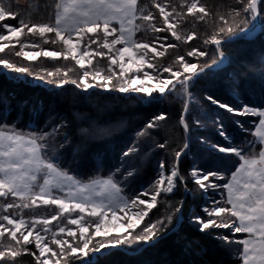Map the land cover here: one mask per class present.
I'll use <instances>...</instances> for the list:
<instances>
[{
    "label": "snow or ice",
    "instance_id": "snow-or-ice-1",
    "mask_svg": "<svg viewBox=\"0 0 264 264\" xmlns=\"http://www.w3.org/2000/svg\"><path fill=\"white\" fill-rule=\"evenodd\" d=\"M237 4L239 8L233 9L236 16L243 13L255 18L264 11V0H237ZM208 15L200 0H178L177 4L172 0H151L150 8L141 6L140 0H59L47 20L34 21L14 10L10 0H0V53L4 54L0 55V71L24 74L56 88L72 85L85 92L96 88L143 94L149 102L164 100L166 94L176 93L178 86L187 93L189 83L199 75L198 65L184 55H178L173 63L167 65L153 62L155 57H163L169 49H177L179 45L176 42L196 39L195 32L184 34L178 25L189 17L204 21ZM9 20L16 23H8ZM219 20L221 26L218 31L203 40L205 47L213 45L220 49L222 37L233 33L234 29L225 16L221 15ZM137 33L141 34L139 38ZM159 33L169 35L148 39L149 34ZM34 37L43 44L60 47L46 50L40 42L32 39ZM170 38L176 42L168 43ZM157 41L163 51L158 50ZM26 48L30 50L25 51ZM218 54L223 58V51ZM10 55L27 61L62 57L64 61H74L81 71L79 78L69 76L73 68L34 73L30 66L12 61ZM186 55L206 57L209 52L193 46ZM96 57L107 58L110 74L101 75L100 69L92 68ZM145 68L153 71L150 73ZM129 73L133 75L129 76ZM165 73L167 77L161 78ZM150 81L157 83L152 86L148 83ZM239 87L237 84L236 88ZM206 100L230 116L256 119L249 121L250 127L238 119L233 121L245 134L237 144L228 134L219 113L216 114L217 118L212 122L216 125V134L225 143L210 144L201 139L214 157L208 160V165H216L218 159L233 156L239 163L227 175L215 166L197 167L198 162L193 164L188 172L191 183L205 194L217 191L220 198H212L202 204L199 213L189 217V222L202 233L229 229L233 236L217 234L214 238L224 244L242 245V264H264V104L257 106L240 101L232 104L212 95H208ZM188 113L189 106L185 103L179 122L186 136ZM167 119L166 113L156 114L138 134L146 135L148 130ZM62 127L65 124H58L52 131ZM47 136V132L25 133L9 129L7 125L0 128V264H20L19 258L25 255L31 257V264H73L76 253L88 249L90 244L92 253L103 256L117 249L138 251L137 245L155 246L163 239L169 231L172 215L149 219L146 223L145 218L157 208L158 197L172 194L177 189V182L186 186L180 163L181 157L189 153L188 142L174 152V160L167 166L163 159L158 162L157 178L151 185L128 197L119 195L121 188L111 178L103 182H83L69 175L60 167L55 153L47 151ZM257 143L258 152L255 151ZM158 147L165 148L166 143ZM134 151V147H128L121 155L128 157ZM100 183L106 188L97 191L96 185ZM41 205L55 206L57 211L50 217L40 216L36 210ZM182 209L183 202H180L175 213L182 214ZM109 213L117 223H106ZM120 213L124 214L127 223L119 222ZM85 214L92 219L82 225L86 220ZM53 221L57 223L53 225ZM93 225L94 232L89 236L87 233ZM238 233L249 238L234 239V234ZM95 237L100 239L93 243Z\"/></svg>",
    "mask_w": 264,
    "mask_h": 264
},
{
    "label": "trees",
    "instance_id": "trees-1",
    "mask_svg": "<svg viewBox=\"0 0 264 264\" xmlns=\"http://www.w3.org/2000/svg\"><path fill=\"white\" fill-rule=\"evenodd\" d=\"M10 2L14 10L21 12L23 17L40 21L47 20L52 15L54 5L59 0H28L25 5L19 4L17 0ZM172 3L177 4L178 0H172ZM200 3L208 11V17L204 21L189 17L178 25L184 34L195 32L196 39L180 43L170 38L168 43L176 42L178 48L169 49L163 57H155L153 61L167 65L173 63L178 55H184L190 62L197 63V71H203L189 83L187 93L178 86L176 93L166 94V99H154L149 102L143 94L96 88L85 92L72 85L56 88L24 74L0 71V128L7 125L9 129L15 128L25 133L47 132L45 142L49 154L54 152L60 167L83 182L111 178L121 188V193L130 197L142 187L151 185L157 178V164L161 159L167 166L174 160L175 151L180 150L185 142L190 145L188 155L182 156L180 163V172L185 175L186 186L177 182V189L172 194H162L158 197L157 208L145 218L146 223L149 219L172 215V223L168 225L169 231L163 239L155 246L137 245L135 247L139 248L138 251L117 249L112 254L105 253L103 256L89 251L84 257L76 255L73 264L242 263V245L224 244L214 238L217 234L233 236L229 229L208 230L202 233L194 223L189 222V217L194 213L198 214L201 205L217 192L213 190L205 194L191 183L188 172L193 164L198 162L197 167L215 166L227 175L239 163L233 156L218 159L216 165H208V160L214 157L201 143V139L210 144L225 143L216 134V125L212 122L217 118V113L219 118H222L228 134L233 137V142L237 144L245 138V134L233 121L238 119L246 127H250L249 121L256 118L230 116L209 104L206 97L212 95L232 104L237 101L257 106L264 104V11L252 18L250 14L234 15L233 9L239 8L237 0H200ZM140 4L150 8L151 0H140ZM221 15L229 20V26L233 27L234 31L231 35L222 37L220 49H215L213 45L205 47L203 40L218 31ZM257 21L261 26L257 33L240 37ZM7 22L16 23L11 20ZM156 35L169 34H149L148 39ZM140 36L141 34L137 33V38ZM32 39L40 42L45 49L57 50L60 47L50 43L43 44L37 37ZM156 43L158 50L163 51L159 47V41ZM193 46L208 51L209 55L187 57V51ZM16 47L18 49L19 45ZM219 51L224 53V64L209 67L213 61L223 59L219 56ZM10 59L18 65L30 66L34 73L42 70L55 71L56 68L67 71L73 68L69 76L79 78L81 71L74 61H64L62 57L55 60L40 57L36 61H27L10 55ZM92 68L100 69L103 75L110 74L106 57H96ZM115 70L119 71L118 68ZM167 75L165 73L161 78ZM16 76L21 78L16 79ZM237 84L240 85L239 88H236ZM185 103L189 106L187 136L179 122ZM159 113H166L168 119L160 121L158 127L140 136L138 133L146 122ZM194 121L200 123L195 124ZM62 123L65 127L52 131L56 125ZM165 143V148L158 147L159 144ZM128 147H134L136 151L128 157H123L121 153ZM255 151H259L258 143ZM129 172L132 173L131 176L128 175ZM180 202H183L182 214H177L175 208ZM140 226L143 227V224ZM173 228L175 231H172ZM247 237L243 233L234 234L236 240ZM19 260L20 264H31V257L27 255Z\"/></svg>",
    "mask_w": 264,
    "mask_h": 264
},
{
    "label": "rangeland",
    "instance_id": "rangeland-1",
    "mask_svg": "<svg viewBox=\"0 0 264 264\" xmlns=\"http://www.w3.org/2000/svg\"><path fill=\"white\" fill-rule=\"evenodd\" d=\"M27 1H28V0H17V2H18L19 4H22V5L27 4ZM253 28H254V29H253ZM260 28H261V26H260L259 22L257 21V22L254 24V26H252V27L249 29V30H251V29H253V30H252V31H249V30H248V31H246L245 33H247V32H251V34L253 35V34L257 33V32L260 30ZM248 36H249V35H248ZM118 47H119V46H118ZM28 50H30V49H29V48H26V49H25V51H28ZM36 50H39V49H36ZM46 50H49V49H46ZM93 62H94V59H93ZM224 62H225V56L223 57L222 60L213 63V64L210 65L209 67L220 66V65H223ZM145 71H149L150 73L152 72V70H149V69H146V68H145ZM201 71H203V70L198 71V73L201 72ZM101 75H103V74H101ZM128 75H129V76H132L133 74H132V73H129ZM141 78L143 79V76H141ZM148 83H149L150 85L154 86V85L157 83V81H150V82H148ZM106 180H108V179H106ZM106 180H99V181L103 182V181H106ZM105 188H106V186H105L103 183H100V184H97V185H96V189H97V191L103 190V189H105ZM108 190H111V189L109 188ZM216 192H217V191H216ZM119 195L124 196L121 192L119 193ZM212 198L219 199L220 197H219L218 193H216ZM212 198H209V199H212ZM144 199H147V198H144ZM133 210H135V209H133ZM36 211H37V213H38L40 216H48V217H50L54 212L57 211V209H56L55 206H43V205H41L40 208H38ZM119 215H120V217H121V220H120L119 222H121V223H127V221L123 218V217H124V214H123V213H120ZM129 215H131V212H129ZM85 217H86V220H85V222H82V225H86V223L92 219V218L87 217V214H85ZM117 222H118V221L112 220L111 213H109L108 221H107L106 223H112V224H115V223H117ZM56 223H57V221H53V225H55ZM72 227L75 228L76 226H72ZM121 231H122V230H121ZM129 231H131V230H129ZM93 232H94V225H93L92 227L89 228V231H88L87 235L91 236ZM115 234H116L115 231H113V235H115ZM77 236L79 237V232H77ZM99 239H100V237H95V238L93 239V243H95V242H96L97 240H99ZM91 248H92V244L89 245V248H88V249H83V250H81V251H78V252L76 253V255H80L81 257L87 256L85 253H88V252L91 250ZM76 255H75V256H76Z\"/></svg>",
    "mask_w": 264,
    "mask_h": 264
},
{
    "label": "water",
    "instance_id": "water-1",
    "mask_svg": "<svg viewBox=\"0 0 264 264\" xmlns=\"http://www.w3.org/2000/svg\"><path fill=\"white\" fill-rule=\"evenodd\" d=\"M254 29V28H253ZM253 29H251V30H249V31H252ZM247 35H252L251 34V32H247V33H244V34H242L240 37H242V36H247ZM202 72V71H201ZM200 73V72H199Z\"/></svg>",
    "mask_w": 264,
    "mask_h": 264
},
{
    "label": "crops",
    "instance_id": "crops-1",
    "mask_svg": "<svg viewBox=\"0 0 264 264\" xmlns=\"http://www.w3.org/2000/svg\"><path fill=\"white\" fill-rule=\"evenodd\" d=\"M249 237L245 238V239H248ZM242 264V263H241Z\"/></svg>",
    "mask_w": 264,
    "mask_h": 264
}]
</instances>
